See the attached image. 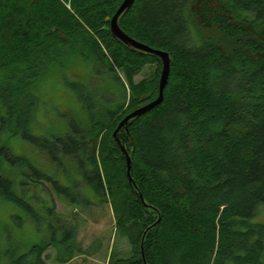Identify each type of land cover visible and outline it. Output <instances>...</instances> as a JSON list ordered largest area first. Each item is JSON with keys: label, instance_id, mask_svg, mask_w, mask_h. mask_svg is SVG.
Listing matches in <instances>:
<instances>
[{"label": "trees", "instance_id": "trees-1", "mask_svg": "<svg viewBox=\"0 0 264 264\" xmlns=\"http://www.w3.org/2000/svg\"><path fill=\"white\" fill-rule=\"evenodd\" d=\"M122 1L0 0V201L18 207L0 225V264H46L49 247L59 264L92 254L56 199L76 209L110 204L133 244L113 264H264V223L253 221L264 205V0H135L120 15L126 34L170 57L161 102L116 134L132 182L113 131L157 97L162 60L113 37ZM71 56L110 72L116 89L63 135L33 138L30 87L47 64ZM14 135L48 154L54 170L14 153ZM30 223L42 234L25 242Z\"/></svg>", "mask_w": 264, "mask_h": 264}, {"label": "rangeland", "instance_id": "rangeland-1", "mask_svg": "<svg viewBox=\"0 0 264 264\" xmlns=\"http://www.w3.org/2000/svg\"><path fill=\"white\" fill-rule=\"evenodd\" d=\"M80 59L77 56H71L68 59H61L59 63H49L43 73L33 81L30 92L38 98L29 124V135L33 138H52L63 135L69 131L71 123L79 125L81 121L87 119L88 107L100 103V97L104 100L116 89L117 83L110 72L99 76L94 72L91 63ZM146 72L147 70L143 69L135 79L139 80L146 76ZM79 84H82V89ZM3 136L7 138V134H3ZM8 138V146L14 153L22 154L47 172L54 170L53 164L49 162L48 154L39 151L35 143L19 135ZM58 174H60V179L67 183L64 180L63 171L59 169ZM87 192L91 195L93 193L90 189ZM96 202L98 203V201ZM55 203L58 215L75 217L77 238L84 250L90 248V252H92L91 255H76L63 264H113L114 261L126 258L132 253L133 244L127 237L119 235L117 232L115 218L108 202L95 203L87 209H76L59 199H56ZM33 204V207L44 215L45 221L42 228H46V212L41 208V205L34 202ZM17 211L18 207L0 201V225L3 219L7 220L9 213ZM152 215V212L148 211V214H144L143 218H151ZM140 221L143 224L146 223L143 220ZM253 221L264 223V205L258 208ZM20 233L19 237L23 238L25 242L35 241L42 234L35 230L32 223L26 224L24 231L22 230ZM46 252L49 254V258L45 261L46 264H59L55 260L53 247H49Z\"/></svg>", "mask_w": 264, "mask_h": 264}, {"label": "water", "instance_id": "water-1", "mask_svg": "<svg viewBox=\"0 0 264 264\" xmlns=\"http://www.w3.org/2000/svg\"><path fill=\"white\" fill-rule=\"evenodd\" d=\"M135 0H123L113 16L110 19V32L113 35V37L119 39L121 42L126 44L128 47L134 50H139L142 52H147L151 54L158 55L161 60H162V69L160 73V78H159V84H158V95L155 99L137 107L136 109H133L129 113H127L118 123L117 127L113 131V136L115 137L116 141L118 142L121 151L125 154L126 156V173L127 177L130 182H132V177L130 175V169H131V158L128 152L125 149V146L120 142L119 138L116 136L117 131L123 127H126L127 122L136 116H140L144 114L145 112L149 111L153 107H155L157 104H159L163 98V91L164 87L167 83L168 75H169V69H170V57L168 52L161 50V49H156L152 48L151 46L144 44L142 42L137 41L136 39L132 38L128 34H126L119 26L118 24V19L120 15L124 12H126L131 5L133 4ZM141 200L143 201V197L141 194H139ZM144 264H146L144 262Z\"/></svg>", "mask_w": 264, "mask_h": 264}]
</instances>
